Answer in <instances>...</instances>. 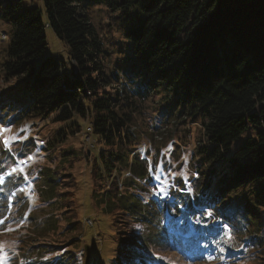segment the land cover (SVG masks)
Segmentation results:
<instances>
[{"label":"trees","instance_id":"obj_1","mask_svg":"<svg viewBox=\"0 0 264 264\" xmlns=\"http://www.w3.org/2000/svg\"><path fill=\"white\" fill-rule=\"evenodd\" d=\"M22 1L0 0L12 29L0 62V81L9 85L0 124L53 126L32 182L46 210L20 233L24 263L90 264L91 252L106 244L110 256L99 264H157L171 249L177 264V230L193 234L211 257L223 247L218 255L229 261L222 264L237 260L234 246L264 253V106L254 111L264 104V0H41L44 10L21 11ZM90 6L105 8L107 29L126 47L104 50ZM47 28L66 42L70 71L43 58ZM160 90L171 93L161 114L202 132L195 152L183 157L198 158L190 192L177 177L183 166L173 171L164 161L173 151L155 140L163 139L157 124L154 131L139 120ZM87 123L102 147L96 154L82 147L76 153L68 143L83 142ZM173 140L171 147H180ZM92 158L87 176L73 175L72 195H65L63 170ZM166 177L170 203L150 190ZM83 218L96 224L92 236ZM240 230L247 235L233 240ZM78 238L90 240L88 250Z\"/></svg>","mask_w":264,"mask_h":264},{"label":"rangeland","instance_id":"obj_2","mask_svg":"<svg viewBox=\"0 0 264 264\" xmlns=\"http://www.w3.org/2000/svg\"><path fill=\"white\" fill-rule=\"evenodd\" d=\"M20 7L21 11H26L32 8H39L41 10H44L41 0H23L20 3ZM87 11L92 19V22L99 30V33L104 42V50L107 53H110L111 51L117 49L120 50L121 47H126L128 45L123 36L117 33L116 29L112 27L110 29H107L106 24L108 23L109 15L105 13V8L90 6L87 7ZM3 36L6 37L5 40L2 39ZM45 37L46 48L43 58H53L55 61H60L63 63L64 68L70 71V56L66 42L60 39L56 32L51 28L46 29ZM11 39L12 29L9 23L5 21L0 13V62L5 57L6 50L8 45L10 44ZM112 44H114L113 47ZM115 54L119 53L116 52ZM112 61L116 62L117 60L116 58H113ZM8 87L9 85L3 83V81H0V91L2 92L0 101L7 95H9V93H6V95L4 96V91ZM170 95L171 93H165L163 90H160V92H158L157 94V98H152V100L150 99L148 102L143 104L144 110L139 120L143 122V125L145 127H150L149 129H153V125L157 124L159 130L158 132L154 133L158 137L160 136L163 139L155 138V140L157 141V143H160V145L169 147V149L171 148V152L173 151L171 155L166 154V158L164 159V161L170 167V170L173 171L178 170L180 166H183L182 173L177 172V177L184 182L187 189L186 192H190L191 186L189 179L195 177V168L196 166H199V163L198 158L196 157L192 158L191 160H189L188 158L183 160V157L185 154L192 153L193 149L197 146V137L199 138V140L202 139V132L200 127L194 124L188 125L184 122L176 121L175 119H172L168 116L166 117V114H161L164 109H169L171 105V102L168 101ZM165 97L167 99H165ZM162 99L167 101H163ZM263 106L264 104L259 105L254 111L259 115L260 109ZM167 124L169 125L168 127ZM52 129L53 126L50 124V121H26L21 125L19 124V126L15 127L6 123L0 124V137L2 139L8 140V143L10 145V151L5 153L0 147V188H2L4 191H7L9 196L12 197V201L15 203V205L10 208L8 203L0 198V220H4V223L0 224V248L3 249V251L0 252V264H25L23 260V258L25 257L23 256V246L19 243V238H21L20 233L27 232L29 218L36 215L42 217V212L46 210L45 206H43L42 204L41 205L43 207L39 206L40 204L37 197V185L32 182L36 177L35 172L39 170L41 166L45 165V153L41 150L43 144L42 142L46 141L50 137ZM31 138L32 140L26 142L27 139ZM77 139H79V137H77ZM171 140L177 142L180 147H171ZM68 143L76 153H78L81 147L82 149H87L89 151V154L91 150L94 154H96L102 148L101 145L98 144H96L94 148L88 147L83 142H81L80 139L75 141L72 140ZM29 151H32L31 155H29L27 159H22L23 153ZM165 151L166 149L163 152ZM92 161L93 158L91 159V161L87 160V163H78L77 166H75L73 169H71V166L63 170L65 174L63 193L65 191V195H67L68 197L72 195L70 193L67 194L70 186L72 185L69 180L73 177V175L81 177V175L84 173L86 177L88 174V170L91 169L90 162ZM165 180L166 183L168 181V177H166ZM82 181L84 180H80V182ZM110 183L111 182H109V185ZM87 196L86 198L88 199ZM185 201L186 200H183V202ZM71 203L75 208V204L73 202ZM85 203H87V201L82 200L83 206H86ZM72 205H70L71 209ZM76 206L78 207V205ZM6 215H8V217L5 219ZM92 219L95 221L94 217H92ZM82 221L83 225L85 226V219L83 218ZM95 225L93 229H95ZM93 229L89 226H85V231L87 234H91L94 231ZM102 232L104 236H109V233L103 228ZM93 234L94 233H92L91 236ZM175 234L178 235V231H176ZM225 234L227 237H229V231H226ZM235 234L231 233L233 240L236 239V236L245 237L247 235V232L244 231V233H242L240 230ZM96 237L99 238V235H97ZM191 238H194L192 234L187 235V237L182 236L180 238L184 242V244L181 242L182 246H180V249L186 254L183 255L185 256V259H182L183 262H178L177 264H222L225 260H228L222 259L220 256H218L219 253L224 252L223 247H221V252H218V250H216L214 257H211L204 250L203 245H200L197 242H193ZM85 240L83 238L82 242H80L81 238H78L81 249H84L86 247V249L88 250L89 248L86 245H90V240L88 242ZM229 243H232L231 239H229ZM98 246L101 249V252H98L96 255L94 254L95 249L94 252H91L92 254L90 264H99V262L106 260L107 256H110L109 248L106 244H99ZM98 246H96V249H98ZM249 246L250 245L243 248H241L240 246H234L232 248V252H234L235 250L236 252H239L237 253V256H235L237 260L232 264H264V253L251 249ZM172 250L173 249L170 250L168 256L165 255L157 258V264H174L170 263L171 258H169L175 255V252H172ZM255 252H257V254L252 256ZM77 255L79 259H81L80 254ZM164 257H166V263L160 260ZM174 258L175 260H177L175 256ZM49 259H53V257L46 256L44 260L47 261ZM40 262H42V260Z\"/></svg>","mask_w":264,"mask_h":264},{"label":"snow or ice","instance_id":"obj_3","mask_svg":"<svg viewBox=\"0 0 264 264\" xmlns=\"http://www.w3.org/2000/svg\"><path fill=\"white\" fill-rule=\"evenodd\" d=\"M5 142V144H7L8 143V141L7 140H5L4 141ZM156 195H161V194H164V195H166V192H164V190L163 189H161L159 192H157V193H155ZM4 223V220H0V224H3ZM9 230H11V229H9ZM3 251V249L2 248H0V252H2Z\"/></svg>","mask_w":264,"mask_h":264},{"label":"built area","instance_id":"obj_4","mask_svg":"<svg viewBox=\"0 0 264 264\" xmlns=\"http://www.w3.org/2000/svg\"><path fill=\"white\" fill-rule=\"evenodd\" d=\"M87 131L88 132H91V128L89 127L88 129H87ZM88 140H89V143H91V140H90V138L88 137ZM157 189H155V191H156ZM89 222V221H88ZM90 223V222H89Z\"/></svg>","mask_w":264,"mask_h":264},{"label":"bare ground","instance_id":"obj_5","mask_svg":"<svg viewBox=\"0 0 264 264\" xmlns=\"http://www.w3.org/2000/svg\"><path fill=\"white\" fill-rule=\"evenodd\" d=\"M86 141L89 143L88 137L86 138ZM155 189H156V187H155V188H153V190H155Z\"/></svg>","mask_w":264,"mask_h":264}]
</instances>
